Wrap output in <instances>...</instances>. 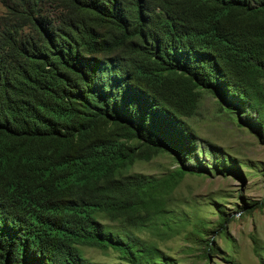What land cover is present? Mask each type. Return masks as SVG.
<instances>
[{"label":"trees","instance_id":"16d2710c","mask_svg":"<svg viewBox=\"0 0 264 264\" xmlns=\"http://www.w3.org/2000/svg\"><path fill=\"white\" fill-rule=\"evenodd\" d=\"M0 2V264H94L80 246L175 264L131 229H172L168 197L204 150L230 166L187 122L201 91L264 144V0ZM163 152L166 174L125 171Z\"/></svg>","mask_w":264,"mask_h":264},{"label":"rangeland","instance_id":"374dc122","mask_svg":"<svg viewBox=\"0 0 264 264\" xmlns=\"http://www.w3.org/2000/svg\"><path fill=\"white\" fill-rule=\"evenodd\" d=\"M3 11L0 2V15ZM187 122L198 146L211 145V149L229 160L230 166L222 167L224 170L211 168L212 161L204 150L197 155L204 172L185 173L166 202L172 214L169 223L172 231L165 228L161 231V226L156 231L149 228L131 231L153 242L175 264H264V205L246 211L250 202L264 197V144L253 130V120L246 119L242 112L229 111L210 92L201 91L197 108ZM177 166L172 154L163 152L148 161H137L125 171L161 176ZM220 217H225V221L224 233L219 234L215 224ZM98 219L109 226L117 225L103 216ZM195 222L203 225L202 239H211L216 249L207 259L203 242L188 234ZM251 234L260 246L256 252ZM80 249L94 264H128L111 248L80 246Z\"/></svg>","mask_w":264,"mask_h":264}]
</instances>
